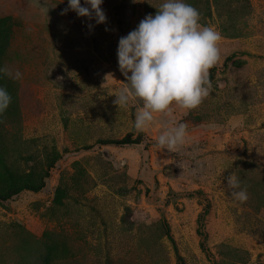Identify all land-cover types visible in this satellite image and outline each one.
Returning a JSON list of instances; mask_svg holds the SVG:
<instances>
[{
  "label": "rangeland",
  "instance_id": "374dc122",
  "mask_svg": "<svg viewBox=\"0 0 264 264\" xmlns=\"http://www.w3.org/2000/svg\"><path fill=\"white\" fill-rule=\"evenodd\" d=\"M162 2L104 0L96 24L62 14L67 0H0V66L23 73L0 78L13 97L0 192L46 176L0 203V264H264V0H186L221 35L209 96L154 113L143 144L99 143L137 136L142 101L113 103L127 86L118 42ZM171 120L187 137L167 153L156 140ZM232 172L246 202L226 186Z\"/></svg>",
  "mask_w": 264,
  "mask_h": 264
},
{
  "label": "clouds",
  "instance_id": "9594fccd",
  "mask_svg": "<svg viewBox=\"0 0 264 264\" xmlns=\"http://www.w3.org/2000/svg\"><path fill=\"white\" fill-rule=\"evenodd\" d=\"M134 3L140 0H133ZM62 14L74 11L96 24L106 23L104 0H67ZM155 7V6H154ZM157 11L143 18L137 27L118 42L117 58L127 86L116 92L113 103L126 107L134 96L142 101L135 113L134 127L144 132L154 122V113L171 117L172 105L191 110L210 94L209 73L221 60L220 33L201 23V13L186 0H163ZM88 27L91 29L92 24ZM20 81L23 73L0 66V78ZM13 100L8 89L0 85V117ZM2 122V121H0ZM187 125L170 121V126L157 137V144L167 153L182 146ZM242 181L232 172L226 177L231 195L240 202L249 199Z\"/></svg>",
  "mask_w": 264,
  "mask_h": 264
},
{
  "label": "trees",
  "instance_id": "16d2710c",
  "mask_svg": "<svg viewBox=\"0 0 264 264\" xmlns=\"http://www.w3.org/2000/svg\"><path fill=\"white\" fill-rule=\"evenodd\" d=\"M230 60V58H227L225 60V65H227L228 61ZM216 66L214 68L211 69L210 73H209V79L210 82L214 79V73L216 72ZM134 130H132L131 132L127 133L124 137L119 138V139H107V140H100V144H104V145H117V146H127V145H140L143 144V140H144V134L143 132H138L137 136L134 138ZM45 175H47L48 177V173H46ZM45 177L44 176L41 180L40 183L36 186L29 178H25L21 184H19L18 186H11L9 187L7 190L0 192V203H5L8 202L9 200L13 199L15 196H17L18 194H20L21 192H23L24 190H31L34 192H38L40 191L43 187H44V182H45ZM209 208L208 205L205 207V211L204 213H208ZM202 217H199V220H201ZM198 233L200 234L201 237H203V241H202V248L206 250V246L204 244V241L207 239L206 233L204 231H202L201 228H199V230H197ZM178 264H182V262L179 259V263ZM216 264V263H214Z\"/></svg>",
  "mask_w": 264,
  "mask_h": 264
},
{
  "label": "water",
  "instance_id": "95a60500",
  "mask_svg": "<svg viewBox=\"0 0 264 264\" xmlns=\"http://www.w3.org/2000/svg\"><path fill=\"white\" fill-rule=\"evenodd\" d=\"M171 169H172V168H171V167H169L168 171H171Z\"/></svg>",
  "mask_w": 264,
  "mask_h": 264
}]
</instances>
